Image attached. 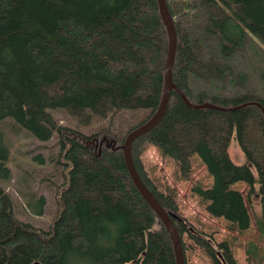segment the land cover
Listing matches in <instances>:
<instances>
[{"label": "trees", "instance_id": "16d2710c", "mask_svg": "<svg viewBox=\"0 0 264 264\" xmlns=\"http://www.w3.org/2000/svg\"><path fill=\"white\" fill-rule=\"evenodd\" d=\"M166 1L177 30V88L132 156L181 239L186 231L215 264H238L226 243L187 226L175 194L155 185L141 155L150 143L183 178L200 158L213 183L194 192L212 216L241 231L252 217L234 185L248 183L264 234V0ZM168 48L158 0H0V179L11 176L8 118L41 141L57 138L70 173L48 228L17 218L0 185V264H176L170 232L135 185L123 149L159 107ZM182 94L212 106L192 107ZM233 138L247 164L233 161ZM39 202L42 213L43 195Z\"/></svg>", "mask_w": 264, "mask_h": 264}, {"label": "rangeland", "instance_id": "374dc122", "mask_svg": "<svg viewBox=\"0 0 264 264\" xmlns=\"http://www.w3.org/2000/svg\"><path fill=\"white\" fill-rule=\"evenodd\" d=\"M58 116L61 124H70L63 112ZM2 128L11 144L7 161L11 176L0 179V185L11 195L17 218L37 227L48 228L60 213L56 194L70 174L64 171L68 161L59 156L57 138L41 141L26 129H20V125L10 118L4 120ZM229 153L235 163L247 164V158L235 138L230 143ZM141 159L146 173L155 185L164 193L175 194L178 215L187 226L195 227L218 243H226L238 264L264 263V234L258 230L254 217L255 210L260 211L259 197H248L251 189L248 183L238 182L234 185L245 196L252 217L250 228L241 231L235 229L228 220L212 216L206 209V204L194 192L197 185L209 187L213 183V177L200 158L194 157L188 178L182 177L173 158L162 155L150 143L145 144ZM42 195L46 204L43 206L44 211L40 213L37 211L41 208L39 199ZM182 239L187 264H215L188 232H182Z\"/></svg>", "mask_w": 264, "mask_h": 264}, {"label": "water", "instance_id": "95a60500", "mask_svg": "<svg viewBox=\"0 0 264 264\" xmlns=\"http://www.w3.org/2000/svg\"><path fill=\"white\" fill-rule=\"evenodd\" d=\"M160 12L162 18L165 22V25L169 34V48L167 54V60L165 65V73H164V88L162 92L161 101L159 107L155 114L145 123L141 124L134 130H132L126 137V140L123 144L124 149V158L135 185L141 192V194L145 197V199L151 204V206L155 209V211L160 216L161 220L167 227L172 237L176 264H186L184 249L182 244L181 235L178 231L177 225L173 218V215L165 209V207L161 204L159 199L155 196V194L151 191V189L147 186L143 178L141 177L136 164L134 162L132 156V145L133 142L140 136L148 133L153 128H155L164 118L170 102V97L172 94V90L176 89L177 86L173 81V64L177 51V30L175 27V22L173 16L168 8L166 0H158ZM183 98L187 103H189L192 107L195 108H204L210 107L211 104H192L188 101L187 97L182 94ZM235 108V107H234ZM221 257V256H220Z\"/></svg>", "mask_w": 264, "mask_h": 264}]
</instances>
